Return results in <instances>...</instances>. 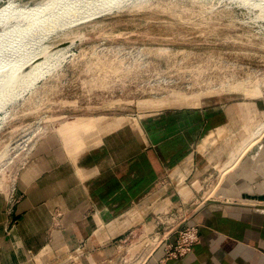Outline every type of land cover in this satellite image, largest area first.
I'll list each match as a JSON object with an SVG mask.
<instances>
[{
	"label": "rangeland",
	"instance_id": "obj_1",
	"mask_svg": "<svg viewBox=\"0 0 264 264\" xmlns=\"http://www.w3.org/2000/svg\"><path fill=\"white\" fill-rule=\"evenodd\" d=\"M47 1L13 0L16 7ZM131 3L138 5L54 29L41 42L51 58L46 72L1 113L0 176L54 146L94 168L87 217L56 250L77 264H138L186 215L187 203L174 196L143 207L138 185L131 196L137 198L112 214L100 198L112 168L95 176L102 158L112 157L107 167L130 164L142 182L150 171L154 181L159 173L149 168V152L159 161L164 151L189 145L200 161H212L208 149L218 146L237 160L264 139V0ZM99 224L103 232L94 231Z\"/></svg>",
	"mask_w": 264,
	"mask_h": 264
},
{
	"label": "crops",
	"instance_id": "obj_2",
	"mask_svg": "<svg viewBox=\"0 0 264 264\" xmlns=\"http://www.w3.org/2000/svg\"><path fill=\"white\" fill-rule=\"evenodd\" d=\"M69 149L54 146L16 167L11 176H0V264H77L56 250L63 234L87 217V187L93 183L87 176L94 168L83 167ZM184 149L161 151L159 161L148 153L149 168L159 173L154 181L150 171H144L143 182L136 179L130 164L107 167L112 157L102 158L95 168L97 178L112 168L109 191L100 196L112 214L137 197L143 207L158 197L187 203L185 220L199 233L191 252L166 258L161 235L138 264H264V139L243 149L237 160L218 146L208 149L212 161H200L196 146ZM137 185L144 187L133 199ZM101 224L93 230L103 232Z\"/></svg>",
	"mask_w": 264,
	"mask_h": 264
},
{
	"label": "bare ground",
	"instance_id": "obj_3",
	"mask_svg": "<svg viewBox=\"0 0 264 264\" xmlns=\"http://www.w3.org/2000/svg\"><path fill=\"white\" fill-rule=\"evenodd\" d=\"M131 1L49 0L41 5L16 7L13 0H9L2 5L0 27L12 19L16 22L0 31V119L7 104L33 87L49 67L51 58L41 53V42L54 29H63L69 23L86 20L113 8L127 7L133 4Z\"/></svg>",
	"mask_w": 264,
	"mask_h": 264
},
{
	"label": "built area",
	"instance_id": "obj_4",
	"mask_svg": "<svg viewBox=\"0 0 264 264\" xmlns=\"http://www.w3.org/2000/svg\"><path fill=\"white\" fill-rule=\"evenodd\" d=\"M185 220V216L181 219ZM164 231L161 241L164 242L165 257L179 258L191 252L193 245L199 240L198 228L195 225L179 226Z\"/></svg>",
	"mask_w": 264,
	"mask_h": 264
},
{
	"label": "water",
	"instance_id": "obj_5",
	"mask_svg": "<svg viewBox=\"0 0 264 264\" xmlns=\"http://www.w3.org/2000/svg\"><path fill=\"white\" fill-rule=\"evenodd\" d=\"M185 225H187V220H184L183 223L179 224V226H185Z\"/></svg>",
	"mask_w": 264,
	"mask_h": 264
}]
</instances>
